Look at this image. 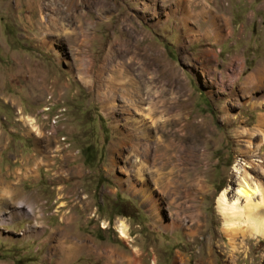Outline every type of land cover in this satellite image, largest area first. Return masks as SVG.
Masks as SVG:
<instances>
[{
  "label": "rangeland",
  "instance_id": "1",
  "mask_svg": "<svg viewBox=\"0 0 264 264\" xmlns=\"http://www.w3.org/2000/svg\"><path fill=\"white\" fill-rule=\"evenodd\" d=\"M257 71L264 0H0V262L264 264V238L225 232L215 205L236 160L264 203ZM135 89L153 115L128 109Z\"/></svg>",
  "mask_w": 264,
  "mask_h": 264
},
{
  "label": "bare ground",
  "instance_id": "2",
  "mask_svg": "<svg viewBox=\"0 0 264 264\" xmlns=\"http://www.w3.org/2000/svg\"><path fill=\"white\" fill-rule=\"evenodd\" d=\"M220 32V27H217L213 30V35L215 37H218L220 35ZM114 73H116V71ZM252 76L255 78V80H264V71L263 73H259V71H257L252 74ZM119 81H117L116 83L106 81V88L108 89V91H106L107 97H113L114 90L125 88V86L128 85L125 82ZM129 97L130 102L128 104V109H130V106L134 107L137 110L146 109L148 112L146 115L152 114L151 109H155V107L158 105L156 102L157 100L153 101V98L148 96L147 94L144 97L143 94L139 92V89H135V93L130 94ZM144 104H146L147 107L141 108ZM162 122L163 121H159V123ZM137 146L138 145L134 147V150L137 149ZM142 152H147L146 147L143 148ZM242 167L246 168L248 166H246L245 163H243L241 160H236L232 167V174L234 176L233 195H228L230 189L229 186H225L218 192L215 199V205L218 213L223 219V227L225 232L233 236L238 232L248 231L252 236L264 238V203L260 200L261 197H263V190L257 182L252 180L250 177H246L245 175H243L244 169H242ZM101 225L105 227V222L102 221ZM114 227L119 235V238L129 239L127 235V225L123 221L117 220ZM80 247L82 250H85L84 245H80ZM104 264H122V257L120 256L118 257V259L112 260L109 256L106 255Z\"/></svg>",
  "mask_w": 264,
  "mask_h": 264
},
{
  "label": "crops",
  "instance_id": "3",
  "mask_svg": "<svg viewBox=\"0 0 264 264\" xmlns=\"http://www.w3.org/2000/svg\"><path fill=\"white\" fill-rule=\"evenodd\" d=\"M206 10V9H205ZM208 10H206V12H204L203 13V11H198V13L196 12V16H197V19L199 20V21H203V20H205V22H206V26H205V28H203V30L202 31H200V33H199V35L201 36L200 37V39L202 38V39H206V40H210V42H214L216 39H217V37H215L214 35H213V30L214 29H216L217 27H220V25H219V18L212 12V11H208ZM215 22H214V21ZM221 29V28H220ZM222 30V29H221ZM220 34H222V31L220 32ZM213 35V36H212ZM249 79V78H248ZM249 81V80H248ZM246 85H247V82L245 83ZM9 217V216H8ZM10 218V217H9ZM3 223H5V222H3ZM14 223V222H13ZM13 223H11V225L13 224ZM9 224L10 223H5V224H1L2 226H9ZM29 237V236H28ZM59 242V244H61L62 242L64 243V241H62V240H59L58 241ZM76 242V241H75ZM72 244V246L74 247L73 249H71L72 248V246L71 245H68V246H66V247H61V249L59 250L60 252H62L61 253V260H69V258L71 257H73V256H75V254H77V253H79V251L81 250L82 251V249H81V247H80V244H73V243H71ZM66 245V244H65ZM61 246H63V244H61ZM77 251V252H76ZM75 253V254H74ZM74 254V255H73ZM73 255V256H72ZM70 258V259H71ZM0 264H9V262H0Z\"/></svg>",
  "mask_w": 264,
  "mask_h": 264
},
{
  "label": "built area",
  "instance_id": "4",
  "mask_svg": "<svg viewBox=\"0 0 264 264\" xmlns=\"http://www.w3.org/2000/svg\"><path fill=\"white\" fill-rule=\"evenodd\" d=\"M47 99H50V97L49 98H47ZM45 104H46V107H45V111H46V109H47V100H46V102H45ZM57 110H63L64 111V109L62 108V107H59ZM45 117V116H44ZM48 120H50L49 118H47V121Z\"/></svg>",
  "mask_w": 264,
  "mask_h": 264
},
{
  "label": "trees",
  "instance_id": "5",
  "mask_svg": "<svg viewBox=\"0 0 264 264\" xmlns=\"http://www.w3.org/2000/svg\"><path fill=\"white\" fill-rule=\"evenodd\" d=\"M166 50H169V47H166Z\"/></svg>",
  "mask_w": 264,
  "mask_h": 264
}]
</instances>
